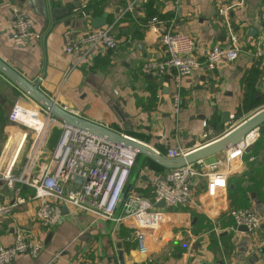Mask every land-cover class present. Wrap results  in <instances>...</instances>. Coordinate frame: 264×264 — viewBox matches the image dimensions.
<instances>
[{"label": "crops", "instance_id": "crops-1", "mask_svg": "<svg viewBox=\"0 0 264 264\" xmlns=\"http://www.w3.org/2000/svg\"><path fill=\"white\" fill-rule=\"evenodd\" d=\"M237 2L240 5L225 16L218 14V8ZM129 4L132 9L126 11ZM263 6L264 0H185L178 7L172 0H0V59L27 80L39 81L42 92L87 120L127 134L163 155L168 149L190 151L264 108V58L253 55L258 48L264 52L259 16ZM12 7L23 8L33 20L32 36L27 40L13 36ZM95 17L113 25L116 47L100 48L91 61L73 67L75 57L65 53V44L83 35ZM162 31L189 34L193 55L202 62L182 82L178 112L172 101L174 72L160 77L140 72L144 62L166 57L159 41ZM230 33L238 37L242 52L235 61L222 62L210 77L203 64L205 54L214 45L227 46ZM22 95L0 74V174L25 155L23 128L7 119L16 102L33 103ZM18 121L31 129L37 127L29 120ZM203 121L211 129L206 139L202 138ZM55 130L47 142L49 148L58 140ZM259 131V139L243 155L242 163L233 167L225 188L209 196L206 180L200 178L193 187L196 206L165 211L160 245L148 255L139 252L133 230L120 221L91 225L87 215L72 217L66 212L56 226H41L35 219L38 202L25 187L21 191L25 201L11 218L0 220V244L13 243L18 225L28 236L35 235L43 248L36 257L19 255L10 264H79L86 260L90 264H264V130ZM166 171L146 161L131 191L152 198L151 175ZM12 198V191L0 180V202ZM234 208L254 209L262 216L260 227L242 231L236 226L217 232L235 227L229 214Z\"/></svg>", "mask_w": 264, "mask_h": 264}, {"label": "built area", "instance_id": "built-area-1", "mask_svg": "<svg viewBox=\"0 0 264 264\" xmlns=\"http://www.w3.org/2000/svg\"><path fill=\"white\" fill-rule=\"evenodd\" d=\"M184 1L172 0V3L178 7ZM240 3L220 7L218 14L225 16L230 9ZM131 9L132 4L127 5L126 11ZM259 16L264 37V6ZM152 28L157 31V28ZM32 29L33 20L25 10L21 7H12L14 38L19 41L27 40L32 36ZM35 37L38 38V35ZM228 39L227 46L214 45L205 54L203 64L210 77H214L217 67L222 62H233L242 52L238 37L234 33H230ZM159 41L165 49L166 57L161 61L144 62L140 72L154 77H160L168 71L174 72L172 101L175 112H178L181 107L182 82L190 78L202 66V62L193 55L195 50L193 40L185 32L162 31L159 34ZM115 47L113 25L100 28H91L88 25L83 35L66 42L64 51L74 55L75 67L85 61H91L98 49ZM253 55L256 58H264V52L259 48ZM19 118L29 120L38 127L34 126V129H31L19 122ZM7 119L11 124L23 128L22 141L25 143L23 146L26 145V151L23 157L25 162L18 172L12 165L4 174H0V180L5 182L13 195L11 201L0 202V220L11 218L15 208L25 201L21 195L24 187L32 191L31 199L38 202L35 219L45 228H52L60 222L63 217L62 209L72 217L78 214L87 215L91 225L114 220L115 210L138 160L134 150L67 126L53 118L36 102L30 105L16 102ZM202 125L206 128L202 138L206 139L211 134V129L205 121ZM54 127H57L60 133L56 144L49 148L47 142ZM30 134H32L30 142L27 144ZM40 136L42 141L39 139ZM259 137V129L253 130L240 143L221 153L219 158L211 162L206 159L198 160L163 173L152 174L153 197L147 198L130 191L115 221H120L133 230L141 254H150L160 245L159 230L165 211L178 206H196L193 187L200 178L206 180L209 196H215L220 189L226 187L227 178L234 172L233 167L242 163L243 155ZM45 147L51 151L49 160L47 163L39 164ZM20 148L21 146L19 150ZM186 152L185 149L177 148L168 149L164 154L172 159L181 157ZM16 156L12 159L13 163L16 162ZM252 160L253 157H250L249 161ZM161 201L164 202V207H156ZM229 214L235 227L217 229V232L232 231L236 226H244L248 231H255L262 222V216L252 208H234ZM13 234L12 244H0V264H10L19 255L36 257L42 250V242L35 235L28 236L22 227L18 225L14 227ZM60 253L61 251L56 257ZM79 264L90 263L86 260Z\"/></svg>", "mask_w": 264, "mask_h": 264}, {"label": "water", "instance_id": "water-1", "mask_svg": "<svg viewBox=\"0 0 264 264\" xmlns=\"http://www.w3.org/2000/svg\"><path fill=\"white\" fill-rule=\"evenodd\" d=\"M105 24L106 20L103 17H95L90 20L91 28H100ZM0 74L8 79L23 93V99L26 98L25 100L36 102L42 108L47 110L56 120L79 131L96 136L104 141L134 150L137 153L138 160L136 162L135 169L129 178L122 199L115 210L114 220L111 221L112 224L115 223V220L119 217L124 199L130 193L138 171L146 161L154 163L166 170L192 164L198 160H204L229 150L233 146L240 143L251 131L259 129L264 124V108H262L221 137L187 151L185 155L181 157L171 159L159 153L142 141H139L127 134L120 133L116 129H111L105 125L87 120L75 112L66 109V107H62L55 99L47 96L40 90L39 81L31 82L27 80L2 59H0ZM225 114V116H228L229 113ZM50 154V149L45 147L42 150L39 164L47 163ZM156 207L163 208L164 202L161 201L157 203ZM66 212L67 211L65 209H62V215H65ZM239 230L248 231V229L244 226H240Z\"/></svg>", "mask_w": 264, "mask_h": 264}, {"label": "rangeland", "instance_id": "rangeland-1", "mask_svg": "<svg viewBox=\"0 0 264 264\" xmlns=\"http://www.w3.org/2000/svg\"><path fill=\"white\" fill-rule=\"evenodd\" d=\"M55 128L57 129V127H54V129H55ZM31 135H32V134H30V135L28 136V138H27V142H26L27 144H29V142H30ZM33 135L35 136V134H33ZM54 135H56V137L59 136V131H58V129L55 130ZM18 161H19V160H18ZM24 162H25V160H24L23 158H21L20 162L16 164V166L14 167V169H16V171L18 172V171L21 169V167H22V165L24 164Z\"/></svg>", "mask_w": 264, "mask_h": 264}, {"label": "trees", "instance_id": "trees-1", "mask_svg": "<svg viewBox=\"0 0 264 264\" xmlns=\"http://www.w3.org/2000/svg\"><path fill=\"white\" fill-rule=\"evenodd\" d=\"M260 129L262 130V132H263V130H264V124L260 127ZM257 165L259 164L258 162L256 163ZM252 165V164H251ZM155 166V165H154ZM159 170V169H158Z\"/></svg>", "mask_w": 264, "mask_h": 264}, {"label": "bare ground", "instance_id": "bare-ground-1", "mask_svg": "<svg viewBox=\"0 0 264 264\" xmlns=\"http://www.w3.org/2000/svg\"><path fill=\"white\" fill-rule=\"evenodd\" d=\"M38 127V126H37ZM41 137V136H40ZM40 137H39V139H40Z\"/></svg>", "mask_w": 264, "mask_h": 264}]
</instances>
